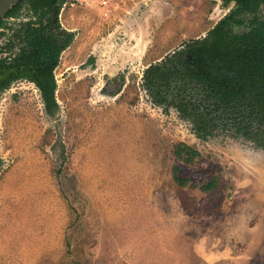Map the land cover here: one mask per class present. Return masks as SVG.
<instances>
[{
  "label": "rangeland",
  "instance_id": "obj_1",
  "mask_svg": "<svg viewBox=\"0 0 264 264\" xmlns=\"http://www.w3.org/2000/svg\"><path fill=\"white\" fill-rule=\"evenodd\" d=\"M228 6L80 0L60 9L75 35L54 69L57 111L45 112L26 79L0 94V264H264V149L229 131L198 138L173 107L151 102L141 78ZM32 15L24 3L3 17L0 47ZM179 141L200 151L193 163L174 155ZM174 164L193 182L217 176L216 188L178 185Z\"/></svg>",
  "mask_w": 264,
  "mask_h": 264
},
{
  "label": "trees",
  "instance_id": "obj_2",
  "mask_svg": "<svg viewBox=\"0 0 264 264\" xmlns=\"http://www.w3.org/2000/svg\"><path fill=\"white\" fill-rule=\"evenodd\" d=\"M65 0H19L7 13L16 15L24 3L35 18L20 21L0 51V94L14 81L26 79L37 87L44 110L53 115L59 108L54 73L61 52L70 45L74 31L64 28L58 13ZM234 7L221 17L205 37L192 39L142 71V85L150 100L163 109L174 107L187 120L198 138L206 140L220 131L252 141L264 149V22L249 32L232 34L228 26L237 15L254 10L264 0H220ZM5 24L0 18V26ZM191 54V58L188 57ZM179 161L193 163L200 151L184 141L175 143ZM3 158L0 154V170ZM172 177L180 186L213 190L217 176L193 182L178 173Z\"/></svg>",
  "mask_w": 264,
  "mask_h": 264
},
{
  "label": "flooded vegetation",
  "instance_id": "obj_3",
  "mask_svg": "<svg viewBox=\"0 0 264 264\" xmlns=\"http://www.w3.org/2000/svg\"><path fill=\"white\" fill-rule=\"evenodd\" d=\"M64 3H65V1L62 3V5H61V7H60V9L64 6ZM230 3H232V5L231 6H228ZM227 6H228V11L226 12V13H228L233 7H234V2L232 1V2H230ZM264 1H262V2H260L259 4H258V6L254 9V10H252V11H244V12H241L240 14H238L237 15V18H238V21H236V22H232L229 26H228V28H229V31L232 33V34H242V33H244V32H249L255 25H257V24H259L260 22H264ZM59 13H60V11H59ZM59 13H58V16H59ZM225 13V14H226ZM224 14V15H225ZM223 15V16H224ZM223 16H221V17H223ZM220 17V18H221ZM29 18H35V16L34 15H32V17H29ZM219 18V19H220ZM16 19L17 20H19L18 19V17H16ZM28 18H24L23 20H19V22L20 21H24V20H27ZM218 19V20H219ZM58 20H59V17H58ZM217 20V21H218ZM216 21V22H217ZM60 22V21H59ZM215 22V23H216ZM214 23V24H215ZM61 24V23H60ZM214 24L210 27V28H212L213 26H214ZM233 25H244L245 26V28L243 29V30H241V31H234L233 30ZM65 28V27H64ZM209 28V29H210ZM67 29V28H66ZM208 29V30H209ZM207 30V31H208ZM207 31L205 32V34L204 35H202V36H200V37H196V38H194V39H200V38H203V37H205V35L207 34ZM189 41H191V40H188V41H184V42H182L176 49H179V48H181V47H183L187 42H189ZM176 49H173L172 51H170V52H167L166 54H169V53H171V52H173L174 50H176ZM13 53H11L10 55H12ZM165 54V55H166ZM10 55H7V54H2V55H0V57H4V56H10ZM164 55V56H165ZM163 56V57H164ZM163 57H161L159 60H157V61H160ZM188 57L189 58H191V54L190 53H188ZM157 61H154V62H152V63H155V62H157ZM149 64H151V63H149ZM148 64V65H149ZM148 65H146V66H148ZM145 66V67H146ZM144 67V68H145ZM143 68V69H144ZM143 71V70H142ZM141 77H142V75H141ZM147 93V92H146ZM152 102V101H151ZM153 103V102H152ZM159 106V105H158ZM174 108V107H173ZM175 109V108H174ZM176 110V109H175ZM178 113V112H177ZM217 134V133H216ZM241 137V136H240ZM244 138V137H243ZM246 139V138H245ZM258 147V146H257Z\"/></svg>",
  "mask_w": 264,
  "mask_h": 264
},
{
  "label": "water",
  "instance_id": "obj_4",
  "mask_svg": "<svg viewBox=\"0 0 264 264\" xmlns=\"http://www.w3.org/2000/svg\"><path fill=\"white\" fill-rule=\"evenodd\" d=\"M19 0H0V18L6 16V13L15 6Z\"/></svg>",
  "mask_w": 264,
  "mask_h": 264
},
{
  "label": "built area",
  "instance_id": "obj_5",
  "mask_svg": "<svg viewBox=\"0 0 264 264\" xmlns=\"http://www.w3.org/2000/svg\"><path fill=\"white\" fill-rule=\"evenodd\" d=\"M76 1L78 2V1H80V0H65L64 6H65L67 3H70V4L72 5V4H74ZM99 1H100V3H102V4H106V3L108 2V0H99Z\"/></svg>",
  "mask_w": 264,
  "mask_h": 264
}]
</instances>
